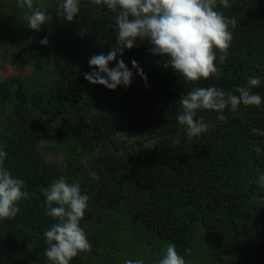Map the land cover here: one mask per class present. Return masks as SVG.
I'll return each mask as SVG.
<instances>
[{"label": "trees", "instance_id": "1", "mask_svg": "<svg viewBox=\"0 0 264 264\" xmlns=\"http://www.w3.org/2000/svg\"><path fill=\"white\" fill-rule=\"evenodd\" d=\"M61 2L33 0L52 17L34 31L25 23L30 10L0 0L1 56L30 68L0 81V147L4 166L34 193L14 219H0V264H51L43 232L54 221L41 193L61 177L78 181L89 196L80 226L92 249L70 264H155L165 243L190 264H264V189L257 183L264 136L252 131L264 129V0L217 5L237 21L219 80L186 82L137 40L117 56L132 82L115 90L84 78L94 70L90 57L115 46V13L81 0L79 14L66 22ZM256 76L259 108L225 109L223 122L215 111H198L209 130L188 142L176 121L182 95L211 86L234 92Z\"/></svg>", "mask_w": 264, "mask_h": 264}, {"label": "clouds", "instance_id": "2", "mask_svg": "<svg viewBox=\"0 0 264 264\" xmlns=\"http://www.w3.org/2000/svg\"><path fill=\"white\" fill-rule=\"evenodd\" d=\"M90 3L106 7L115 13V46L105 55L100 53L90 57L88 64L94 70L84 73L89 83L100 84L110 90L117 86H129L133 73L122 59H117L125 49H131L137 40H146L151 45L149 51L163 58L164 67L171 69L186 82L193 84L200 80L222 76V66L228 55L233 31L237 21L217 11V5L230 8L229 0H90ZM81 0H62L58 8L64 21L72 22L80 12ZM17 7L30 10L25 18L28 28L40 31L41 25L51 20L46 10L34 8L33 0H16ZM42 45L49 43L47 37L41 39ZM218 53V54H217ZM116 61V66L109 64ZM146 80L137 62L131 61ZM104 74V75H102ZM258 76L249 77L246 86H237L233 91H225L215 86L195 87L179 98L182 108L176 116L177 123L184 131L189 143L209 130L203 116L198 111L212 110L219 115L221 122L226 120L225 109L237 112L241 105L259 108L262 97L252 89L258 87ZM253 133L264 136V129L254 128ZM260 153L262 149H252ZM7 153L0 147V219H14L20 212L22 200L31 199L34 193L28 192L22 179L15 177L4 166ZM257 183L264 189V173L259 174ZM45 215L54 223L43 232L44 256L51 264H70L80 253H88L92 244L87 238L80 221L88 207L89 196L82 194L78 181L68 183L61 177L42 190ZM191 255V249L184 250ZM162 255L155 264H190L180 255L174 243L161 246ZM123 264H145L144 259H126Z\"/></svg>", "mask_w": 264, "mask_h": 264}, {"label": "rangeland", "instance_id": "3", "mask_svg": "<svg viewBox=\"0 0 264 264\" xmlns=\"http://www.w3.org/2000/svg\"><path fill=\"white\" fill-rule=\"evenodd\" d=\"M1 51H2V43L0 41V81L7 78L8 76L20 74L30 70V68L28 67L15 68L11 62L6 61L2 58ZM44 157L47 160H50L51 158L50 154H44ZM60 157L61 155H57L56 160L60 159Z\"/></svg>", "mask_w": 264, "mask_h": 264}]
</instances>
